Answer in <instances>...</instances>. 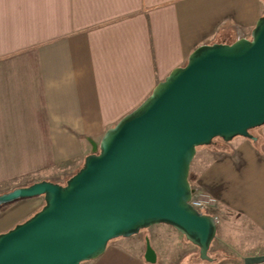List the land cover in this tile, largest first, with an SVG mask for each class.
Here are the masks:
<instances>
[{"label":"crops","instance_id":"crops-1","mask_svg":"<svg viewBox=\"0 0 264 264\" xmlns=\"http://www.w3.org/2000/svg\"><path fill=\"white\" fill-rule=\"evenodd\" d=\"M263 14L264 0H0V193L29 179H67L90 153L89 139L98 142L193 49L248 37ZM254 136L210 151L195 177L215 199L217 229V211L227 209L262 238L245 255L264 254V133ZM43 204L37 195L0 205V233ZM151 227L81 264H201L179 231ZM146 237L154 263L144 260Z\"/></svg>","mask_w":264,"mask_h":264},{"label":"water","instance_id":"water-1","mask_svg":"<svg viewBox=\"0 0 264 264\" xmlns=\"http://www.w3.org/2000/svg\"><path fill=\"white\" fill-rule=\"evenodd\" d=\"M264 124V14L248 37L203 43L108 127L63 184L40 180L0 193V205L43 195V206L0 233V264H81L109 241L164 223L198 247L201 260L217 222L190 203V163L213 138L255 140ZM144 260L156 254L145 238ZM264 262V254L243 257Z\"/></svg>","mask_w":264,"mask_h":264},{"label":"rangeland","instance_id":"rangeland-1","mask_svg":"<svg viewBox=\"0 0 264 264\" xmlns=\"http://www.w3.org/2000/svg\"><path fill=\"white\" fill-rule=\"evenodd\" d=\"M264 125L252 128L250 132L253 135L262 134ZM229 141H224L219 137H215L212 140V143L209 145L199 146L197 147L196 153L190 163L189 169V182L191 188H200L199 185L195 183V177L197 171L199 170V161L202 159H208L207 154L210 155V151H215V153L220 152H228L229 151ZM58 178V177H56ZM61 178V177H59ZM66 179H62L60 184H63ZM31 180H27L28 184L32 183ZM27 184V185H28ZM203 190V189H202ZM205 191V190H204ZM206 192V191H205ZM209 194V193H208ZM39 210V209H38ZM219 219L221 220V225L218 227L215 237L211 242L210 249H209V256L215 258V261H231V262H242L243 257L250 256L245 255L251 249L253 250L256 243L259 240H262L261 237L253 230L249 223L240 218L239 215L235 214L232 210L227 209H218L217 211ZM154 227H148L145 229L140 230L137 234L130 237L132 241L137 243L139 239L141 240L147 232L153 231ZM112 241V240H111ZM171 242L174 246L178 244L177 240H172ZM260 254V253H259ZM261 255V254H260ZM196 260L201 264H207L212 261L201 260L196 256ZM176 259L171 260L170 264H176Z\"/></svg>","mask_w":264,"mask_h":264},{"label":"built area","instance_id":"built-area-1","mask_svg":"<svg viewBox=\"0 0 264 264\" xmlns=\"http://www.w3.org/2000/svg\"><path fill=\"white\" fill-rule=\"evenodd\" d=\"M189 203L199 212L210 214L215 206V199L204 190L192 187Z\"/></svg>","mask_w":264,"mask_h":264}]
</instances>
